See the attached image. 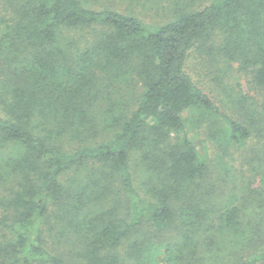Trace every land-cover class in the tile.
<instances>
[{
    "label": "trees",
    "instance_id": "obj_1",
    "mask_svg": "<svg viewBox=\"0 0 264 264\" xmlns=\"http://www.w3.org/2000/svg\"><path fill=\"white\" fill-rule=\"evenodd\" d=\"M192 1L152 24L82 0H0V204L11 220L0 218L11 235L0 264H68L46 232L81 264L264 263V185L215 195L231 144L264 139V0ZM69 32H86L85 46ZM193 48L218 55L223 75L247 72L259 96L249 114L234 119L192 80ZM131 85L133 108L114 97ZM188 123H208L211 156ZM66 135L85 144L65 149Z\"/></svg>",
    "mask_w": 264,
    "mask_h": 264
},
{
    "label": "rangeland",
    "instance_id": "obj_2",
    "mask_svg": "<svg viewBox=\"0 0 264 264\" xmlns=\"http://www.w3.org/2000/svg\"><path fill=\"white\" fill-rule=\"evenodd\" d=\"M82 1L86 6L91 8L98 9L102 8L103 6H109L115 10H118L119 12L133 14L140 18L143 22L152 24H161L171 19L174 15L173 8L175 6V0ZM209 1L210 0H193L192 6L193 8H198L208 4ZM80 33L84 35L86 34V32H77L75 35L71 32L66 34H68V37H72L74 40H79L80 46H85L84 39L80 38ZM86 37L91 38V35ZM216 59H219L218 55L210 56L206 52L204 53L201 50L198 51L193 48L185 61L184 67L192 80L212 98L216 105H218L224 112H227L229 115H231L234 119L240 120V118L245 116V114H249V110H252L254 105L257 104V100L259 99L258 93H256V91L251 87L250 78L247 72L238 70L237 65L233 64V68L231 70L227 69V74L223 75V71H226V69L224 68L223 63ZM218 77L219 79L216 80ZM132 85L126 87L125 90L122 88V86V92L114 93V97L118 99L119 95L121 94V99L126 100L127 103L129 102L130 106L133 108V104H135V100H137V95H135L134 92H136V90H133ZM241 94H247L254 100L249 99V97L239 99ZM98 103L99 106L102 105L101 102ZM98 113V120L103 123V117L105 116V113L103 110H99ZM188 115L189 113L184 114L186 120H189ZM207 124L208 123L196 127H191V124H189L187 133L192 138L199 152L202 154L206 152L211 156V154L214 152V146L216 143L211 138H209V125L207 126ZM102 134H99V136L95 137L94 139H100ZM62 144L65 149L70 150L85 143L84 141L81 143L76 139L73 140L69 135H66L64 136ZM228 151L229 153L226 154L224 158L226 163L224 165H226L227 169V179H225L222 175L225 186L222 192L217 191L215 195H220L221 199L226 198L233 193L237 196H240L241 182L245 179L250 188L260 191V186L264 185V139L257 138L256 134L252 133V135L243 142L231 144ZM137 157V154L133 153L131 154L130 159L131 169L135 177V183H138L143 179L140 166H138L136 161ZM214 166L215 164H212V168H214V170L217 172V169ZM215 174L216 173H213V175ZM72 175V173H69L68 178H71L70 176ZM78 175L84 176L83 173H78ZM63 181H65V184L68 185V180H66V177L63 178ZM139 191L142 194L143 191L141 189H139ZM2 193L3 191L0 190V200L3 196ZM250 201L255 202V199L253 200L250 198ZM4 217L7 221H11L10 216L5 212L4 208H2L0 204V218ZM51 223H54L53 219H51ZM48 224L49 223H44V230H46ZM10 237L11 235L0 227V238L5 239ZM53 237H55L54 233H45V240L48 246L53 247L59 252H63L62 254H64L66 257L68 264H81L79 263L80 261L77 257H74V255L67 252L70 246L65 241V237L63 238L59 236V243L56 242ZM167 240L169 239L164 238L163 241ZM32 264L43 263L35 262Z\"/></svg>",
    "mask_w": 264,
    "mask_h": 264
}]
</instances>
